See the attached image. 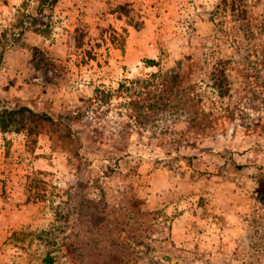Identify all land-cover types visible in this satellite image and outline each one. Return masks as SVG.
I'll return each instance as SVG.
<instances>
[{
  "label": "rangeland",
  "instance_id": "374dc122",
  "mask_svg": "<svg viewBox=\"0 0 264 264\" xmlns=\"http://www.w3.org/2000/svg\"><path fill=\"white\" fill-rule=\"evenodd\" d=\"M23 2L0 0V110L54 121L0 123V264L49 251L248 264L264 233V0H60L49 34L26 28L15 44L1 33ZM177 60L166 107L117 91ZM96 88L119 98L91 101Z\"/></svg>",
  "mask_w": 264,
  "mask_h": 264
},
{
  "label": "trees",
  "instance_id": "16d2710c",
  "mask_svg": "<svg viewBox=\"0 0 264 264\" xmlns=\"http://www.w3.org/2000/svg\"><path fill=\"white\" fill-rule=\"evenodd\" d=\"M60 0H24L22 6L18 8L17 20L13 23L12 27L4 28L1 34L7 35L9 32L12 39V42L17 44L20 40V34L25 31L26 28H30L32 32L38 34H49L52 29V22L54 17L55 9ZM120 15H125L126 20L130 24L138 25L141 20L140 13L136 12L129 4H120L118 7ZM20 25L23 26L22 30L17 32L14 29L19 28ZM112 41H116L117 36L114 34L111 36ZM177 67L161 69L158 73H153L149 78H140L132 84L122 83L120 88L117 89L118 92L123 91L125 88L128 93V97L131 98V101H136V106L140 105V101L145 98H154L155 101L158 100L157 105L169 104L171 101L173 92L176 89H180L183 85V79L179 73L181 66V60H177ZM103 92V94H101ZM116 90L114 91H105L101 88H96L95 93L96 97L90 98L91 101L98 98L99 100L105 103H113V99L119 98L115 95ZM100 93V95H99ZM98 96V97H97ZM150 106H156V103L151 104ZM31 120L35 122H47L54 121L52 116L46 115L45 113L36 112L29 106H23L18 109H8L4 108L0 110V123L4 130H10L13 126L18 125L17 129L26 128V123ZM31 132V130H30ZM73 138H78L77 133L70 131L68 133ZM262 231V233H261ZM256 237V238H255ZM254 237L252 242V247L254 252L252 254V260L248 264H264L261 261H264V233L260 227V230H257V234ZM67 238V236H65ZM53 241H57L54 239ZM62 247L66 245V241H60ZM61 247V248H62ZM69 252V250H68ZM69 253H72L70 250ZM70 257L64 252L55 253L54 251H49L44 259L46 264H66V259ZM72 259L74 258L71 256ZM75 262L74 264H76Z\"/></svg>",
  "mask_w": 264,
  "mask_h": 264
}]
</instances>
